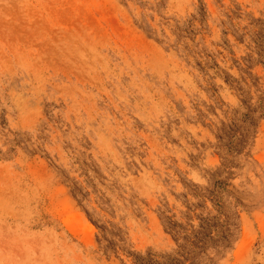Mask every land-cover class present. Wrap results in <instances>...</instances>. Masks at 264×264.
Here are the masks:
<instances>
[{
    "label": "rangeland",
    "instance_id": "rangeland-1",
    "mask_svg": "<svg viewBox=\"0 0 264 264\" xmlns=\"http://www.w3.org/2000/svg\"><path fill=\"white\" fill-rule=\"evenodd\" d=\"M0 264H264V0H0Z\"/></svg>",
    "mask_w": 264,
    "mask_h": 264
}]
</instances>
